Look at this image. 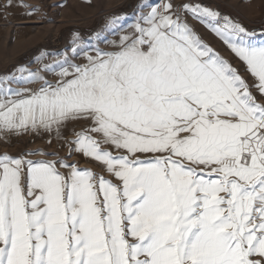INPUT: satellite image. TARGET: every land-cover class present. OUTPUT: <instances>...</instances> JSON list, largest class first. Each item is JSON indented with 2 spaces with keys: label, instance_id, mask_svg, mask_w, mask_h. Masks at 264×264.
<instances>
[{
  "label": "snow or ice",
  "instance_id": "obj_1",
  "mask_svg": "<svg viewBox=\"0 0 264 264\" xmlns=\"http://www.w3.org/2000/svg\"><path fill=\"white\" fill-rule=\"evenodd\" d=\"M133 17L0 72V143L66 149L0 152V264H264V31L198 0Z\"/></svg>",
  "mask_w": 264,
  "mask_h": 264
},
{
  "label": "rangeland",
  "instance_id": "obj_2",
  "mask_svg": "<svg viewBox=\"0 0 264 264\" xmlns=\"http://www.w3.org/2000/svg\"><path fill=\"white\" fill-rule=\"evenodd\" d=\"M3 0H0L2 3ZM208 6L239 20L250 31L259 34L264 31V0H198ZM28 5H40L48 19L41 18V12L29 16L25 8L13 6L0 11V72L10 70L13 66L27 62L41 50H63L71 45L73 33L79 32L87 37L92 31L100 29L107 18L112 15L127 14V24L133 21V9L137 0H24ZM195 30L215 50L226 58H231L234 65L239 62L232 56L227 46L199 21L188 17ZM29 21V22H28ZM54 57H48L53 59ZM35 67V65H32ZM243 74L244 66L239 65ZM65 137L72 132L66 130ZM48 137L22 136L12 138L9 144L0 143V152L16 154L26 148H44L47 151H60L55 140L51 146ZM51 158V157H49ZM81 167H91L101 172V166L82 155H74Z\"/></svg>",
  "mask_w": 264,
  "mask_h": 264
},
{
  "label": "bare ground",
  "instance_id": "obj_3",
  "mask_svg": "<svg viewBox=\"0 0 264 264\" xmlns=\"http://www.w3.org/2000/svg\"><path fill=\"white\" fill-rule=\"evenodd\" d=\"M29 22V21H28Z\"/></svg>",
  "mask_w": 264,
  "mask_h": 264
}]
</instances>
